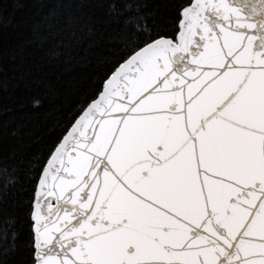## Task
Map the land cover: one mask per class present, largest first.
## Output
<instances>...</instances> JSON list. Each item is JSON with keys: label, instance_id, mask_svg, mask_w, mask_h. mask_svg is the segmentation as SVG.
<instances>
[{"label": "snow or ice", "instance_id": "obj_1", "mask_svg": "<svg viewBox=\"0 0 264 264\" xmlns=\"http://www.w3.org/2000/svg\"><path fill=\"white\" fill-rule=\"evenodd\" d=\"M0 264H264V0H0Z\"/></svg>", "mask_w": 264, "mask_h": 264}, {"label": "trees", "instance_id": "obj_2", "mask_svg": "<svg viewBox=\"0 0 264 264\" xmlns=\"http://www.w3.org/2000/svg\"><path fill=\"white\" fill-rule=\"evenodd\" d=\"M32 15L29 9L21 10L16 13V22L26 19ZM15 31V29H13ZM87 47V42L82 46ZM85 53L81 52L80 55L83 56ZM75 56V54H74ZM89 58H93V54H89ZM73 67L70 72H67L63 76L61 87L53 90V95L56 102L69 103L73 98L72 93L78 85H86L88 81V76L90 72V66L86 65L83 61L79 63L76 59L70 62ZM56 67L58 71L63 70V62H61ZM29 93L26 90L9 88V93L6 94V99L4 102L5 108H11V111H5L2 114V119L12 125L18 122L28 120L30 118L31 109L28 106ZM21 105H24L23 107ZM35 137H41L47 131V122L43 119L40 121H32L31 124ZM39 147V143L33 145V148Z\"/></svg>", "mask_w": 264, "mask_h": 264}]
</instances>
